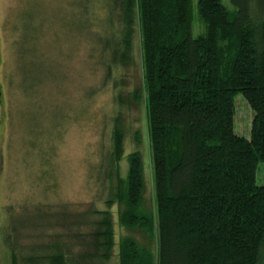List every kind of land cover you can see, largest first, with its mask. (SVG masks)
Masks as SVG:
<instances>
[{
  "label": "trees",
  "instance_id": "obj_1",
  "mask_svg": "<svg viewBox=\"0 0 264 264\" xmlns=\"http://www.w3.org/2000/svg\"><path fill=\"white\" fill-rule=\"evenodd\" d=\"M91 2H78L82 27L89 30L96 18ZM230 2L233 8L223 0H198L205 30L194 36L193 0H105L106 14L91 31L108 78L134 62L137 34L140 39L143 78L133 96L145 102L154 207L145 203L139 149L129 153L122 174L125 128L116 117L112 149L99 163L101 180L110 188L106 208L93 211L100 215L93 236L73 235L81 248L76 254L67 246L29 255L21 259L24 264H107L116 245L115 204L121 224L141 232L146 241L123 236L118 264H260L264 0ZM239 92L254 111L250 137L234 129ZM4 241L13 264H19L8 235Z\"/></svg>",
  "mask_w": 264,
  "mask_h": 264
},
{
  "label": "rangeland",
  "instance_id": "obj_2",
  "mask_svg": "<svg viewBox=\"0 0 264 264\" xmlns=\"http://www.w3.org/2000/svg\"><path fill=\"white\" fill-rule=\"evenodd\" d=\"M79 1L0 0L1 264H13L5 235L19 264L29 255L67 246L76 254L81 248L73 235L93 236L100 219L93 211L106 208L110 188L101 180L99 163L112 149L116 117L125 128L122 174L127 173L129 153L139 149L145 203L154 207L145 102L133 96L143 78L139 36L134 62L108 78L91 31L106 14L105 0H91L96 18L90 30L82 27ZM223 2L233 8L230 0ZM193 4L192 34L197 36L205 25L198 0ZM235 104V132L250 137L254 111L241 92ZM257 183L264 185V162L258 166ZM111 210L116 245L107 264H118L123 236L146 241L141 232L121 224L118 204Z\"/></svg>",
  "mask_w": 264,
  "mask_h": 264
},
{
  "label": "water",
  "instance_id": "obj_3",
  "mask_svg": "<svg viewBox=\"0 0 264 264\" xmlns=\"http://www.w3.org/2000/svg\"><path fill=\"white\" fill-rule=\"evenodd\" d=\"M1 94H2V92H1V90H0V99H1Z\"/></svg>",
  "mask_w": 264,
  "mask_h": 264
}]
</instances>
